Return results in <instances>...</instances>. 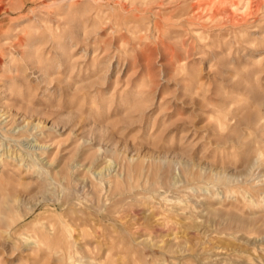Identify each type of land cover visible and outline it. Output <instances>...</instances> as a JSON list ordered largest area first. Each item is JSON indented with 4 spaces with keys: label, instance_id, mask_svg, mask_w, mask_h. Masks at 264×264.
Instances as JSON below:
<instances>
[{
    "label": "rangeland",
    "instance_id": "obj_1",
    "mask_svg": "<svg viewBox=\"0 0 264 264\" xmlns=\"http://www.w3.org/2000/svg\"><path fill=\"white\" fill-rule=\"evenodd\" d=\"M0 264H264V0H0Z\"/></svg>",
    "mask_w": 264,
    "mask_h": 264
}]
</instances>
